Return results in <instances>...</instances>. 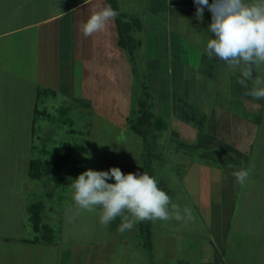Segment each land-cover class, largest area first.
Listing matches in <instances>:
<instances>
[{
	"label": "rangeland",
	"instance_id": "374dc122",
	"mask_svg": "<svg viewBox=\"0 0 264 264\" xmlns=\"http://www.w3.org/2000/svg\"><path fill=\"white\" fill-rule=\"evenodd\" d=\"M126 1H119L123 11L135 8L134 0ZM76 2L77 0H59L56 7L41 6L30 10L32 12L27 15L16 17L21 23L27 19L28 23L36 24L56 10H62ZM13 24L16 22L11 20L9 25ZM37 30L35 25L33 30L24 33V37H29L30 34L35 36ZM22 35L0 42V65L5 66V70H15L19 76L23 72L28 76L31 74L32 62L27 56L35 54V46L29 47L32 48L29 52L28 46L18 45ZM108 43L106 46L101 45L100 53L95 56L97 77H90L93 72L87 63L76 62L72 90L76 102L67 101L64 95L58 94L56 99H51L42 106L46 108L44 113L49 116L50 122L37 124L34 137L31 134L30 119L25 117L31 114L27 109L31 88L27 89L25 100L19 99L18 102L24 103L25 109L11 110L8 101H4L2 105L0 226L9 227L4 232L13 237L10 239L11 244L0 239V264H8L10 259L22 262L24 258L32 264H200L203 247L211 248L209 240L210 232H214L212 216L215 210L209 206V202L214 183L224 175L221 162L229 163V159L221 158L217 149L207 151L202 146V141H195L196 130L202 128V125L188 111L179 110L174 113H178L183 122L189 121L192 126L188 129L189 132L185 131V126L174 125L179 120L175 121L171 110L164 104V101L167 103L170 100L169 94H161L160 101L157 96V103L150 94L155 117L158 118L161 113L168 125L160 129L153 128L151 135L145 139L137 135L130 128L128 120L136 117L138 99L143 95V70L147 69V65L143 58L130 56L116 42L114 45L110 41ZM26 50L27 60L23 63L20 56L24 57ZM4 80L5 78L2 83L5 90L22 86L21 80H17L18 86L16 80ZM4 97L7 98V95H3ZM20 106L21 103L18 104ZM61 107L66 111L61 113ZM33 145L35 150L31 153ZM67 147L74 149L77 161H85V167L77 173L76 178L89 169L108 171L112 167L120 168L124 174H142L146 171L147 157L150 155L152 176L160 182L159 186L182 212L185 207L190 208L195 219L151 221L150 226L145 225L143 228L139 222L123 233L118 230L122 223L120 217L107 227L100 225L98 213L83 212L75 220L69 221L68 209L73 205L70 180L57 185L50 177L32 180L27 175L29 158L33 156L48 159L57 150ZM25 193L31 194L33 200H43L45 206L51 208L50 222L57 225L59 232L54 244L37 248L30 243L34 241L35 232L30 226L23 229L21 225V198ZM6 196L14 198L10 206L2 202ZM2 226L0 236L5 234ZM22 237L28 240L26 248L20 244L22 241L19 239ZM22 248L24 253H20ZM16 251L19 257L15 259L12 256Z\"/></svg>",
	"mask_w": 264,
	"mask_h": 264
},
{
	"label": "crops",
	"instance_id": "0c3cea01",
	"mask_svg": "<svg viewBox=\"0 0 264 264\" xmlns=\"http://www.w3.org/2000/svg\"><path fill=\"white\" fill-rule=\"evenodd\" d=\"M119 1L102 0V3L112 7L115 2L124 22L130 25L137 42L134 55L145 60L147 69L143 70L142 77L155 103L157 96L160 101L161 94H169L170 100L167 103L164 101V104L171 110L175 121L179 120L174 125L185 126V131L189 132L188 129L192 128L189 121L183 122L178 113H174L188 111L202 125V131L201 127L196 130L195 141H202L207 151L217 149L221 158L229 159V163L221 162L224 175L213 185L209 206L215 210L212 216L214 232H210L211 248L203 247L200 264H264V99L253 100L244 95L246 89L237 83L241 78L239 70L228 69L216 58L208 59L205 48L211 35L207 30L211 13L207 8L201 21L196 18L194 0H134L135 8L126 12L121 9ZM58 3L59 0H0V42L23 34L18 45L28 46L29 52L32 50L29 47L35 46V56H27V50L24 57L20 56L23 63L27 60L26 56L30 57V75L26 76L23 72L19 76L15 70L8 71L0 65V116L4 101L9 102L11 110L25 109L24 103L20 102L22 106L18 107V102L19 99L25 100L27 89L31 88L30 104H27L31 114L25 117L30 119L32 137L37 124L50 122L48 117L36 112L38 108L46 109L42 106L56 99L58 94L64 95L67 101L76 102L77 99L72 96L76 62L87 63L93 72L90 77H97L95 56L100 53L101 45L106 46L110 41L121 47L116 18L109 23L106 31L89 38L82 35L80 24L87 19L97 0H90V3L88 0H77L36 24L28 23L27 19L21 23L16 17L27 15L32 12L30 10L41 6L56 7ZM11 20L16 24L10 26ZM35 25L38 27L35 36L30 34L24 37V33L33 30ZM254 75L264 77V66ZM4 78V81L21 80V88L13 86L5 90L2 83ZM247 84L249 88L252 87V81H247ZM5 94L7 98H3ZM19 94L21 97H18ZM158 118L164 117L160 113ZM34 150L35 145L31 153ZM34 159L47 160L42 157L29 158L27 175L30 179V165ZM240 169L250 171L243 185L237 182L233 174ZM24 195L20 208L22 228L30 226L35 232L30 221V209L37 204L44 206L43 222L47 227L41 233L35 232L34 241L30 243L37 248L54 244L59 232L57 225L50 222L51 208H47L43 200H33L31 194ZM7 196L1 201L10 206L14 198ZM1 229L6 235L2 234L0 239L11 244L13 236L4 232L9 227L2 226ZM45 234H53V242L45 241ZM19 240L22 241L21 246L26 248L28 240L24 237ZM23 248L20 253H24ZM8 250L11 252V249ZM18 254L16 251L12 257L17 258ZM8 261V264H32L25 258L22 262Z\"/></svg>",
	"mask_w": 264,
	"mask_h": 264
},
{
	"label": "clouds",
	"instance_id": "9594fccd",
	"mask_svg": "<svg viewBox=\"0 0 264 264\" xmlns=\"http://www.w3.org/2000/svg\"><path fill=\"white\" fill-rule=\"evenodd\" d=\"M90 3V0H88ZM196 18L203 20L204 9L211 13L205 52L208 59L216 58L232 71L239 70L241 78L237 83L246 89L244 95L253 100L264 99V77L254 73L264 66V0H194ZM119 13L111 5L97 3L91 7L87 19L80 24L85 38L106 31ZM247 81H252L249 88ZM241 185L245 184L250 171L240 169L234 173ZM72 207L68 209L69 221L83 212L98 213L99 223L107 227L122 218L118 230H131L143 221H193L192 210L181 211L172 202L160 182L147 172L124 174L120 168L108 171L86 170L71 180ZM114 180V183H109Z\"/></svg>",
	"mask_w": 264,
	"mask_h": 264
},
{
	"label": "trees",
	"instance_id": "16d2710c",
	"mask_svg": "<svg viewBox=\"0 0 264 264\" xmlns=\"http://www.w3.org/2000/svg\"><path fill=\"white\" fill-rule=\"evenodd\" d=\"M112 7L116 10L119 15L116 17L117 26L119 29V45L126 48L131 56L134 57V53L137 49V42L131 33V28L128 23L124 22L123 14L118 10L115 2L112 3ZM143 95L139 96L138 106L135 111V119H129L130 128L137 134L142 136L144 139L151 135L153 128L160 129L165 127L166 124L163 118H156L154 113L153 99L148 91L147 86H143ZM42 96V95H40ZM61 113L66 111L65 108L61 107ZM45 110V109H44ZM44 110L38 108L36 112L40 115L45 116ZM47 117V116H45ZM49 117V116H48ZM202 131V128L200 129ZM75 151L72 147H67L62 150L54 152V154L47 160L34 159L30 165V177L33 180H41L44 177H50L55 184L62 185L68 182V180L74 179L77 173L85 167V161H77ZM147 164L145 172L152 176V158L150 155L147 157ZM44 206L35 205L30 209V221L34 227L35 232L41 233L47 229L43 222ZM151 221L140 222L142 228L150 226ZM140 226V228H141ZM53 234L43 235L44 240L47 242H53Z\"/></svg>",
	"mask_w": 264,
	"mask_h": 264
}]
</instances>
